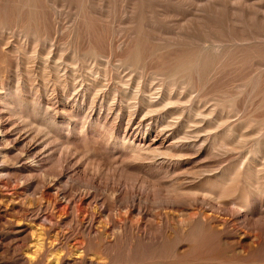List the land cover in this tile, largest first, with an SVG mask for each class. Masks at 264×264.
<instances>
[{
    "label": "bare ground",
    "instance_id": "obj_1",
    "mask_svg": "<svg viewBox=\"0 0 264 264\" xmlns=\"http://www.w3.org/2000/svg\"><path fill=\"white\" fill-rule=\"evenodd\" d=\"M13 1L19 4L14 11L0 10V197L19 206L25 218L39 223L44 235L52 230L67 240L54 247L37 243L41 251L34 262L59 248L80 255L71 257L73 264H104L96 259L113 253L114 246L128 235L132 244L157 245L164 236L154 235L144 225L146 209L156 200L169 211H163L162 219L168 215L177 218L170 227L179 235L210 236L228 229L245 232L242 225L254 221L257 195L264 194V177L259 176L264 168V137L253 143L235 170L226 167L216 173V164L211 163L217 154V138L204 151L213 134L205 125L217 121L219 109L225 112L221 101L212 99L214 104L199 105L185 116L196 88L236 65L226 51L214 56V45L222 46L219 41L190 34L161 40L155 25L130 16L128 26L119 27L111 42L116 57L100 61L97 69L96 61H89L88 56L104 57L90 46L91 50L81 53L84 48L78 43L83 37L78 34L80 19L91 15L80 12L70 23L76 32L72 48L43 58L44 54L39 57L42 36L37 13L30 10L24 21V0ZM127 50L130 56L119 55ZM39 58L43 64H38ZM153 63L160 68L145 77ZM40 68L49 74L40 78ZM134 74H138L136 78ZM254 122L248 120L226 136L236 144L230 148L223 141L225 154L255 142L264 132V124L255 129ZM207 160L213 161L207 164ZM48 168L49 172L40 174ZM116 173L134 176V184L122 185L123 189L119 185L120 190L106 188L107 192L103 186L102 190L103 174L114 178ZM76 175L83 179L78 181ZM260 201L264 204V195ZM198 203L199 207L207 205L206 213L182 215L183 205ZM112 204L125 214L112 215L107 210ZM226 208L234 209L238 216L221 217ZM73 234L78 238L70 242L67 237ZM261 239L256 234L252 246L259 247ZM91 252L95 262L86 259ZM59 260L56 257V263Z\"/></svg>",
    "mask_w": 264,
    "mask_h": 264
},
{
    "label": "rangeland",
    "instance_id": "obj_2",
    "mask_svg": "<svg viewBox=\"0 0 264 264\" xmlns=\"http://www.w3.org/2000/svg\"><path fill=\"white\" fill-rule=\"evenodd\" d=\"M17 5L19 4L13 0H2L0 10L12 12ZM21 7L24 9V21L29 17V12L32 9L38 15L36 20L41 26L40 32L42 36L38 49L40 48L39 57L44 54L42 55L43 58L48 57L51 52L58 53L62 49L72 48L70 43L74 42L76 32L74 33L70 23L80 12H87L91 15L80 19L78 34L83 37L78 43L81 48H84L81 53H85V51L91 50L93 47L104 57V59L100 60L101 58L97 59V57L88 56L89 61H96L95 66L97 69L100 61H113L116 57L111 42L117 38L116 32H118L117 29L119 27L124 29L128 26L127 21L130 16L138 18L144 24L155 25L159 29L157 37L161 40L171 41L178 35L190 34L205 41L210 40V38L211 40L219 41L222 46L214 45V56H219L226 51L230 58L232 57L233 60H236V65L230 70L220 71V75L212 76L198 86L195 90L194 102L185 110V116H188L199 105L204 107L214 104L212 99L221 101V107L225 110L223 115L219 109V114L221 115L217 113V116H215L217 121L205 125L208 131L213 134L210 137L211 140L204 147V151L209 150L212 145V139L217 138L215 142L216 157L212 158L214 160L213 163H211L213 160H207V164H216V169L214 168L216 173L220 172L221 169L227 168L233 171L239 166L245 155L252 150L256 140L264 137V132H262L261 135L253 139L255 142L244 143L239 150L232 152V154H225L226 149L222 146L223 141L230 145V148L235 146L234 139H231V137L226 138V136L236 128L243 126L248 120L255 121L253 123L255 129L258 125L264 124V0H24V4ZM101 14L105 16L104 19ZM100 30L102 31L100 32ZM11 36L13 35L11 34ZM119 55L127 57L131 55V51L127 50ZM37 62L38 64H43L40 58ZM159 68L156 63L150 64L145 77H150ZM47 72L49 74V71L41 70L40 68V78L48 75ZM137 75L134 74V77L136 78ZM46 170H49V168L40 174L43 175L44 172H49ZM261 170L259 176L264 177V168H261ZM110 172L113 175V172ZM15 174L17 175V173ZM103 175L105 180L102 179L103 181L99 183L102 186V190L104 187L105 190L106 188L111 190L112 187L120 190V187L121 189L125 185L130 187L135 182V178L132 175H122L125 178L127 177L126 179L118 175V173H116L114 178L110 176L111 179L109 174H107L108 178L106 174ZM78 176H75L78 181L83 179L82 175ZM242 177L243 179L245 177L248 179L246 175ZM117 180L121 182H117ZM262 182L264 183V178H262ZM263 195L262 193L257 195L254 209L258 214L254 221L244 223L245 221L242 220L244 223L242 228L245 231L243 233L245 234L231 232L228 229L224 232H213L210 236H205L201 233H193L191 235L189 233L184 236L177 234L171 228L172 224L177 223V218L168 215L166 219H162L163 211H169L168 209L166 211L164 209L165 206L156 200L155 206L153 205L151 209H146L144 225L154 235L164 236L162 240L156 242L157 245H147L146 243L138 242L132 244L128 235L124 241L114 246L113 253H108L96 259L91 252L86 256V259L94 262L97 260V262L104 264H264V204L260 201ZM198 204L183 205L181 207L182 215L186 218L199 212L205 211L206 213L207 205L199 207L200 203ZM108 207L107 210L110 209L111 214L114 216L125 214V210H119V207L113 204ZM226 209L220 212L225 215L221 217L238 216L234 209ZM136 218V216L133 217L134 220ZM256 219L257 221H255ZM33 223L27 217L25 218L19 206L15 203L3 201L0 197V264H73L72 260L80 257V255L74 254L76 253L74 250L66 251L57 248L55 251L52 250L47 253L42 260L34 262L41 251L37 243L47 242L54 247L57 245L56 242L67 244V240L58 237L55 231L52 230L45 236L41 232L40 227H38L40 224L37 223L36 225L34 223V225ZM201 228L207 233L205 227ZM256 234L261 236L262 242L259 247L254 248L252 242ZM243 235H246L247 238L244 239ZM51 238L54 239L52 240ZM67 238L71 242L78 238V235H69ZM235 238L239 240L237 241ZM56 257L60 259L59 263H56ZM62 257H64L63 260H61ZM30 259L33 263L29 261Z\"/></svg>",
    "mask_w": 264,
    "mask_h": 264
}]
</instances>
